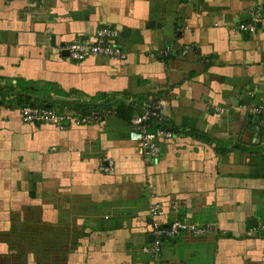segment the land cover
I'll list each match as a JSON object with an SVG mask.
<instances>
[{
    "label": "crops",
    "instance_id": "0c3cea01",
    "mask_svg": "<svg viewBox=\"0 0 264 264\" xmlns=\"http://www.w3.org/2000/svg\"><path fill=\"white\" fill-rule=\"evenodd\" d=\"M259 6L257 31L241 32ZM103 25L127 59L57 50ZM255 87L264 102V0H0V95L80 114L91 107L76 102L113 104L66 129L0 112V264H154L152 224L176 217L214 228L165 240L167 264H264V137L241 108ZM158 97L179 136L149 164L130 119Z\"/></svg>",
    "mask_w": 264,
    "mask_h": 264
},
{
    "label": "built area",
    "instance_id": "2783aa9c",
    "mask_svg": "<svg viewBox=\"0 0 264 264\" xmlns=\"http://www.w3.org/2000/svg\"><path fill=\"white\" fill-rule=\"evenodd\" d=\"M261 19V6L252 11L250 21H242L238 24L241 32L255 33L258 29V23ZM120 30L114 25H103L99 27L93 39L76 40L70 43L57 45L60 53L67 51L68 58L82 61L92 56L114 57L118 59H127V52L122 49L120 43ZM190 47H186L183 53H186ZM172 53L171 46H167L161 52V56L166 57ZM257 88L248 92L249 100L241 104L245 113H250L256 117V126L264 137V102L254 100ZM13 97L10 95H0V112L16 109L22 120L26 123H46L57 126L60 129H66L71 126L87 125L92 122L102 123L104 116L110 110L92 109L89 112L80 114L75 109L66 112L49 106H40L36 104H14ZM167 99L158 97L145 104L139 111L131 117V129L129 138L136 143L138 154L146 163H153L158 160L162 153L163 143L176 139L179 135L171 127L162 123ZM113 168V161L104 159L101 162L100 169L108 172ZM152 217L162 215L161 205L155 203L150 206ZM213 223H200L190 218L176 217L168 223L153 222L152 233L153 242L147 251L153 259L154 264H167L161 257V250L165 240L173 239L177 236L190 234L193 236L205 235L212 231ZM258 232H264V222L258 224L255 228Z\"/></svg>",
    "mask_w": 264,
    "mask_h": 264
},
{
    "label": "trees",
    "instance_id": "16d2710c",
    "mask_svg": "<svg viewBox=\"0 0 264 264\" xmlns=\"http://www.w3.org/2000/svg\"><path fill=\"white\" fill-rule=\"evenodd\" d=\"M62 92V91H61ZM22 97V98H21ZM25 97V98H24ZM106 96L104 94H99L96 96V98H105ZM19 98V103L20 104H32L30 102L27 101V98L29 97H26L25 94H20V96H18ZM111 101H112V98H110L109 100H107L106 102L104 103H95V102H76L73 104V106L78 109V110H82L83 112H86L88 111L89 107H91L90 110L92 109H95V108H103V107H109V106H112L113 104H111ZM118 105L119 108L123 109V110H126V108L123 106L124 103L123 102H120V101H117L116 103ZM130 109L131 107H127V109ZM88 111V112H89ZM191 134H194V133H191Z\"/></svg>",
    "mask_w": 264,
    "mask_h": 264
},
{
    "label": "water",
    "instance_id": "95a60500",
    "mask_svg": "<svg viewBox=\"0 0 264 264\" xmlns=\"http://www.w3.org/2000/svg\"><path fill=\"white\" fill-rule=\"evenodd\" d=\"M65 54L67 55L68 53H67V51L65 52ZM48 106L50 107V105L48 104ZM255 224L257 225V222H255Z\"/></svg>",
    "mask_w": 264,
    "mask_h": 264
}]
</instances>
